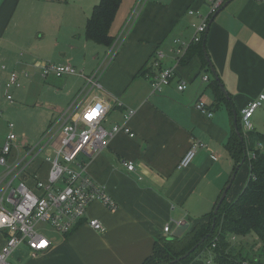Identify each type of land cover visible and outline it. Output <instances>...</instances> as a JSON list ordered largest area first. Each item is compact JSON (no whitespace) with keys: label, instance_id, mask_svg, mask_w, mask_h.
<instances>
[{"label":"crops","instance_id":"crops-1","mask_svg":"<svg viewBox=\"0 0 264 264\" xmlns=\"http://www.w3.org/2000/svg\"><path fill=\"white\" fill-rule=\"evenodd\" d=\"M97 1L0 0V47L10 45L3 59H17V52H49L50 59L39 66L29 61L15 62L39 69L41 76L36 75L43 83V79L60 80L66 94L64 107L84 87V78L79 74L56 76L53 72L45 76L42 67L47 62L70 63L85 75L99 68L109 46L87 39L84 32ZM139 1L133 0L126 14L121 0L110 25L112 38L119 34ZM205 4L206 0H143L115 56L100 75V88L89 96L106 104L102 124L107 129L124 123L126 111L134 109L126 122L134 136L118 132L100 152L79 156L87 162L91 178L105 187L117 207L110 210L101 201H92L66 234L39 223L37 227H48V232L46 227L38 229L50 240L49 248L33 252L24 243L11 254V264H142L152 254L156 241L171 236L190 214L201 217L185 232L207 218L233 169L226 143L236 113L264 93V0H231L212 18L201 45L214 73L209 64L204 65L205 55L193 43L176 66L171 82L151 92L149 74L154 71L148 66L149 59L159 49L164 55L162 63L173 64V40L190 39ZM190 8L198 14H188ZM9 72L3 73L4 83ZM203 75L208 81L202 80ZM179 78L184 82L183 90L177 89ZM216 82L224 88L223 96L215 92ZM114 98L119 103H114ZM198 99L211 116L195 107ZM64 107L52 111L56 115ZM260 107L264 108V103ZM257 110L259 107L251 118ZM252 128L259 131L255 117ZM194 142L202 146L197 147L192 162L177 168ZM22 144L29 143L17 145ZM124 160H131L135 171H128ZM40 163L44 168L40 176L45 178L49 164L41 158L31 170ZM237 191L227 200H233ZM88 218H97L104 231L93 230L86 223ZM166 224L170 227L168 234L163 230ZM1 234L0 246L4 242Z\"/></svg>","mask_w":264,"mask_h":264},{"label":"built area","instance_id":"built-area-1","mask_svg":"<svg viewBox=\"0 0 264 264\" xmlns=\"http://www.w3.org/2000/svg\"><path fill=\"white\" fill-rule=\"evenodd\" d=\"M206 2L208 12L205 15L199 14L200 21L194 24L190 39L173 40V64L162 63L164 55L159 49H156L149 59L148 66L154 71L153 74H149L151 92L162 90L176 76V66L183 60L190 45L202 40L209 20L222 7L225 0H206ZM187 12L198 14L191 8ZM137 13L136 5L119 34L108 47L99 68L94 72L85 75L77 72L70 63L43 64V75L49 72H53L56 76L79 74L84 78L85 85L66 107L56 112L53 120L34 144H22L18 147L17 137L13 132L14 126L12 123L7 124L8 133L0 149V232L4 233V242L0 246V264H11V254L24 243L33 252L49 248L51 242L38 229L39 223L48 224L55 231L66 234L82 219L88 204L92 201L99 200L110 210L117 207L105 187L91 178L87 170V162L79 156L82 153L91 156L100 152L118 132L134 136L126 123L134 115V109L126 111L124 123L114 124L107 129L102 124L107 112L106 104L101 103L95 96L90 98L89 96L92 91L100 88V75L106 64L115 56L128 32L132 18L134 19ZM26 74L25 72L24 75ZM19 76L20 74L15 70L9 72L4 84L7 100H12L9 90L19 86ZM202 80L208 81V76L203 75ZM177 89H184V82L180 78L177 80ZM113 102L119 103L116 98ZM263 103L264 93H260L240 110V124L244 135L253 129L251 116ZM195 107L208 117L211 116V112L206 109L202 100L198 99ZM93 109L96 110L97 115L92 119L86 118ZM198 146L202 144L194 142L190 145L179 159L177 168L183 169L192 162ZM257 147L259 151L264 152L261 144ZM44 152L47 153L42 157L41 154ZM255 155V152H247L248 159ZM38 158L49 164L45 178L40 176L41 170L44 169L41 163L31 170ZM123 165L128 171H135L131 160H124ZM28 180H31V183ZM86 223L97 232H103L105 229L97 218H88ZM163 230L168 234L169 225L166 224ZM235 238L236 236H231L230 240L234 241ZM211 263L212 256L209 255L206 264ZM243 264L248 262L244 261Z\"/></svg>","mask_w":264,"mask_h":264},{"label":"trees","instance_id":"trees-1","mask_svg":"<svg viewBox=\"0 0 264 264\" xmlns=\"http://www.w3.org/2000/svg\"><path fill=\"white\" fill-rule=\"evenodd\" d=\"M120 2L97 1L85 24L87 39L111 45L114 38L109 33L110 25ZM202 41L203 38L195 44H198V52L204 54ZM207 64L209 59L204 56V65ZM214 89L219 96L225 94L218 82ZM259 144L264 147V134L252 129L244 135L240 113H236L226 148L233 159L231 174L243 163L249 164L250 173L245 185L235 199L228 201L225 197L216 214L211 211L205 220L196 222L180 237H163L156 241L152 254L142 264H206L209 255L212 256L211 264H243L244 261L248 264H264V152L258 150ZM248 151L255 152V157L248 159ZM253 235L258 237L260 249L250 257L243 256L238 245L230 240L231 236ZM190 249L192 251L186 257L176 261Z\"/></svg>","mask_w":264,"mask_h":264},{"label":"rangeland","instance_id":"rangeland-1","mask_svg":"<svg viewBox=\"0 0 264 264\" xmlns=\"http://www.w3.org/2000/svg\"><path fill=\"white\" fill-rule=\"evenodd\" d=\"M132 1L133 0H122L123 10L126 11V14L129 11ZM142 2L143 0L136 3L137 12ZM205 5L206 10L203 12L204 15L208 12V5ZM7 47H10V45ZM7 47L6 45L0 47V144L8 133L7 124L12 123L14 126L13 132L17 137V144L26 141L32 145L40 138V135L55 117V113L52 111L53 108L64 107L66 105V94L59 86L60 80L57 82L53 79L49 81L43 79L45 81L43 83L39 77L41 76V71H39V69L34 70L28 67L24 68V66L17 64V62L21 64L29 61L30 64L39 66L44 59H50L47 57L49 52H17V59L11 58L4 60V50ZM24 55H28L29 58L26 59ZM16 60L17 62H15ZM80 68L81 67H78V70H80ZM11 70H15L20 73V84L19 86L9 90L12 100H7V93L4 85L5 83L3 82V73H7ZM24 70L27 72L26 75H24ZM36 73L39 76H37ZM32 80H35V82H32ZM254 117L257 120V130L264 133V108L259 107V110L256 111ZM254 117L250 119L252 126ZM46 153L47 152H44L41 156L44 157ZM249 173L250 168L247 162L243 163L237 169L235 178L226 193L227 199L231 197L237 189L238 191L236 192V196L238 195L245 185L249 177ZM235 197L233 199H235ZM199 217L201 216H194L193 214H190L185 221L191 226V224ZM38 227L42 229L46 227L45 231L48 232V227L45 224H41ZM1 235L2 234L0 233V237ZM232 242H235L238 245L243 256L250 257L254 254V252L257 253L260 249V241L258 237L254 235L247 237L236 236L235 240Z\"/></svg>","mask_w":264,"mask_h":264},{"label":"water","instance_id":"water-1","mask_svg":"<svg viewBox=\"0 0 264 264\" xmlns=\"http://www.w3.org/2000/svg\"><path fill=\"white\" fill-rule=\"evenodd\" d=\"M230 1H231V0H226V1L224 2V4L222 5V7L226 6L227 3L230 2ZM219 10H220V9H219ZM219 10H218V11H219ZM218 11H217V12H218ZM217 12H216V13H217ZM216 13H215V14H216ZM215 14L212 16V18L215 16ZM212 18L209 20V23H210V21L212 20ZM209 23H208V25H209ZM208 25H207V27H208ZM206 29H207V28H206ZM203 50H204V54H205V56L207 57L206 51H205V49H204V46H203ZM207 58H208V57H207ZM209 65H210V67H211L212 72L214 73V68L212 67V65H211V63H210V60H209ZM220 88L222 89L223 92L225 91L224 88L222 87V85H220ZM224 93H225V92H224ZM235 174H236V171H234V172L230 175V177H229V179H228L226 185L224 186V188H223V190H222L220 196L218 197V199H217V201H216V203H215V206H214V208H213V210H212V211H213V214H216L219 205H220V204L222 203V201L225 199V197H226V193H227L228 189L230 188V186H231V184H232V182H233V180H234V178H235ZM187 227H188V223H187L185 220H184V221H181V222L176 226V228L173 230L171 236H169L168 239H174V238H176V237H180V236L185 232V230L187 229ZM192 249H193V248H192ZM192 249H190V250H189L188 252H186L184 255H182V256H180L179 258H177L176 261H178V260L181 259V258L186 257V256L192 251Z\"/></svg>","mask_w":264,"mask_h":264},{"label":"snow or ice","instance_id":"snow-or-ice-1","mask_svg":"<svg viewBox=\"0 0 264 264\" xmlns=\"http://www.w3.org/2000/svg\"><path fill=\"white\" fill-rule=\"evenodd\" d=\"M95 115H97V112L93 109L91 113L87 114L86 118L92 119Z\"/></svg>","mask_w":264,"mask_h":264}]
</instances>
